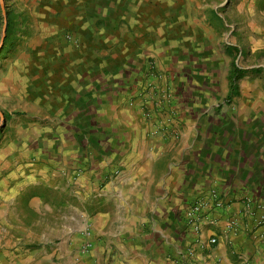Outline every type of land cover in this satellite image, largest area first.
<instances>
[{"label": "crops", "instance_id": "obj_1", "mask_svg": "<svg viewBox=\"0 0 264 264\" xmlns=\"http://www.w3.org/2000/svg\"><path fill=\"white\" fill-rule=\"evenodd\" d=\"M151 53L146 41L122 48L113 64L88 53L58 67L56 113L69 112L71 100L72 115L90 122L75 132L102 137L82 162L71 156L66 165H86L76 184L92 204L63 225L61 244L35 247L26 226L7 222L8 201L21 193L12 183L0 205V264H264V114L208 113L202 99L177 93L166 101L163 132L153 133L142 96L146 84L159 87ZM212 193L226 206L206 211L215 224L197 231L185 212ZM83 225L91 246L84 255L77 250Z\"/></svg>", "mask_w": 264, "mask_h": 264}, {"label": "rangeland", "instance_id": "obj_2", "mask_svg": "<svg viewBox=\"0 0 264 264\" xmlns=\"http://www.w3.org/2000/svg\"><path fill=\"white\" fill-rule=\"evenodd\" d=\"M146 41L149 74L171 101L178 93L202 99L208 113L264 114V0H0V205L16 184L12 192L21 193L9 199L6 219L26 226L35 247L61 244L63 225L92 204L76 184L86 165H66L102 139L75 132L90 122L72 115L71 100L69 112L56 113L58 67L88 53L109 64L122 48ZM233 62L258 71L239 81V96L226 104ZM160 102L154 122L164 128L169 105ZM83 226L77 250L84 255L91 246Z\"/></svg>", "mask_w": 264, "mask_h": 264}, {"label": "built area", "instance_id": "obj_3", "mask_svg": "<svg viewBox=\"0 0 264 264\" xmlns=\"http://www.w3.org/2000/svg\"><path fill=\"white\" fill-rule=\"evenodd\" d=\"M142 96L144 97V115L148 119H155V112L160 113L161 110V102L160 100L163 99L165 101L168 100V97L166 93H161L157 90L156 86L154 84H146L144 87V91L142 93ZM158 111V112H157ZM163 115L166 117L168 114L163 112ZM163 132V127L156 121L154 127H153V133L157 134ZM209 203H212L211 206H209ZM226 206L223 199L220 198V196L217 193H212L211 198L208 201H197L192 205V207L189 209L187 213V219L188 221L193 224L195 229L197 231L200 230V227L203 226V224H215V220L205 212L208 210H211V207L213 209H224ZM206 207H209L206 210ZM210 212V211H209ZM208 212V213H209ZM89 228L86 229V233L88 234ZM211 244H215L216 240L214 238H211L210 240Z\"/></svg>", "mask_w": 264, "mask_h": 264}, {"label": "trees", "instance_id": "obj_4", "mask_svg": "<svg viewBox=\"0 0 264 264\" xmlns=\"http://www.w3.org/2000/svg\"><path fill=\"white\" fill-rule=\"evenodd\" d=\"M257 71V69H242L235 62L232 63L228 74L229 91L226 104H231L233 100L239 96V81L246 76L257 73ZM5 119H9L8 115H5Z\"/></svg>", "mask_w": 264, "mask_h": 264}, {"label": "water", "instance_id": "obj_5", "mask_svg": "<svg viewBox=\"0 0 264 264\" xmlns=\"http://www.w3.org/2000/svg\"><path fill=\"white\" fill-rule=\"evenodd\" d=\"M1 119L3 120L4 119V117H3V115L1 114Z\"/></svg>", "mask_w": 264, "mask_h": 264}]
</instances>
